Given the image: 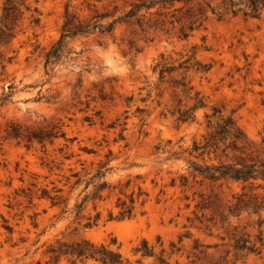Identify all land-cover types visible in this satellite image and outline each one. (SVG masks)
I'll list each match as a JSON object with an SVG mask.
<instances>
[{
	"label": "rangeland",
	"instance_id": "rangeland-1",
	"mask_svg": "<svg viewBox=\"0 0 264 264\" xmlns=\"http://www.w3.org/2000/svg\"><path fill=\"white\" fill-rule=\"evenodd\" d=\"M4 1L0 0V15ZM28 1L38 6L41 25L32 28L24 19L14 39L0 45V264H45V244L68 226L67 239L85 236L96 243L116 239L132 261L139 258L133 249L143 239L159 252L160 238L168 251L171 243L178 249L168 259L170 264H264V209L231 213L228 206L243 184L195 180L187 162L193 141L205 132L206 114L214 108L236 120L251 150L260 149L264 10L252 17L218 6L196 23H201L199 27L187 30L188 37L181 35L178 22L175 26L168 22L170 17L158 27L152 22L143 28L118 25L113 33L70 39L75 59L46 71L43 55L60 36L67 5L81 15L88 13L86 1L101 10L117 6L120 15L134 0ZM158 63L174 71L161 77ZM182 116L187 120L181 121ZM45 119H61L66 138L45 149L4 138L11 122L37 126ZM168 140L182 151L180 160L155 153L156 146L169 145ZM85 147L99 155L86 154ZM109 150L113 171L107 179L115 184L130 179L128 193L138 192L139 185L148 194L130 219H109V211L118 214L116 195L88 201L79 217L75 212L62 214L47 201L29 202L17 195L33 181L41 185L50 181L44 178L48 173L42 163L60 161L64 153L97 162L105 160ZM180 175L186 176V186H181ZM172 178H177L174 186ZM259 183L253 191L264 192V181ZM203 199L219 208L198 207ZM97 211L102 213L100 221L84 229L87 217ZM242 235L256 244V252L235 248V237Z\"/></svg>",
	"mask_w": 264,
	"mask_h": 264
},
{
	"label": "trees",
	"instance_id": "trees-1",
	"mask_svg": "<svg viewBox=\"0 0 264 264\" xmlns=\"http://www.w3.org/2000/svg\"><path fill=\"white\" fill-rule=\"evenodd\" d=\"M218 1V5L214 3ZM218 6L224 7L226 11L234 15L242 12L245 15L258 17L264 10V0H134L130 8L122 14L117 15L118 7L113 10H101L93 2L86 1V15L71 11L66 6L64 19L61 25L59 38L44 52V66L46 71L60 62L74 60L75 52L69 47V40L81 36H91L96 33H113L118 25L144 27L152 22V25L164 26L168 21L172 26L180 24V32L184 37L189 36L187 30L193 31L199 27V22L210 11L215 13ZM185 12L176 16V12ZM172 11V13H171ZM27 19L32 28L41 25V13L37 5L28 0H5L0 15V45L10 43L21 27L23 20ZM151 26V25H150ZM76 55H78L76 53ZM77 58V57H76ZM159 68L161 77L171 73L174 69H167L161 63ZM181 121L187 118L180 117ZM207 124L202 138L193 141V148L189 150L187 162L192 168L193 178L198 177L201 181L220 182L233 180L243 184L242 191L234 195V204L228 206L231 213L240 214L242 210H249L259 213L264 209V192H255L252 187H260L259 181H264V131L261 138V147L254 152L249 148V141L246 134L238 126L232 116H224L221 110L214 108L212 114H206ZM61 119L44 120L42 125H24L11 122L5 130V139L14 140L27 148L39 144L45 149L46 145L53 144L54 140L66 138ZM73 141V139H68ZM166 146H156V154H168L166 160H180L182 151L175 150L168 140ZM171 146V147H170ZM62 149H60V152ZM83 151L94 157L99 153L95 149L84 148ZM112 151L106 155L105 160L95 161L94 159L80 158V155L64 153L60 161L52 159L42 163L47 170L45 180L50 181L40 184L33 181L30 186L22 189L18 196L27 198L29 202L35 199L47 201L51 207L60 209L62 214L75 212L79 217L86 208L88 201H106L112 195H116L115 207L118 214L114 216L109 211V219H130L136 215L137 204L144 205L148 194L143 192L137 185L138 192L131 190V180L126 182L118 181L116 184L107 179L108 174L113 171L112 159L109 157ZM193 156V159H192ZM37 178V177H36ZM181 186H186V176L180 175ZM177 178H172V185L176 184ZM247 187L251 190L247 191ZM76 194L73 206L70 202ZM143 194L145 197H143ZM210 202V203H209ZM197 206L202 209L216 208L213 201L202 200ZM216 206V207H214ZM102 216L97 211L94 216L87 217L83 228H92L97 225ZM11 230V227H7ZM69 229V226L66 230ZM65 230V231H66ZM57 234L55 238L45 244L43 254L46 258L45 264H61L66 260L68 264H143L144 259L153 258V264H170L169 258L176 252L175 244L171 243V250L164 247L163 241L159 238L157 244L161 247L156 252V245L143 239L133 249L134 255L139 258L132 261L121 251V245L113 239L110 243H96L85 236H78L73 239L66 238V232ZM77 231V228L74 229ZM72 234V233H70ZM182 239H180L181 241ZM234 246L238 250L256 252L257 247L248 237L242 235L235 237Z\"/></svg>",
	"mask_w": 264,
	"mask_h": 264
}]
</instances>
